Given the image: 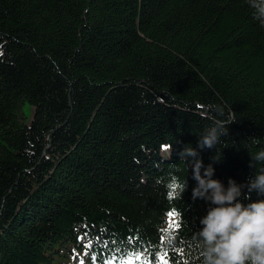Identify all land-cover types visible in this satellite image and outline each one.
Masks as SVG:
<instances>
[{
	"label": "trees",
	"instance_id": "16d2710c",
	"mask_svg": "<svg viewBox=\"0 0 264 264\" xmlns=\"http://www.w3.org/2000/svg\"><path fill=\"white\" fill-rule=\"evenodd\" d=\"M218 121L228 134L199 158L245 185V205L264 199L246 187L264 172L251 158L264 152V25L248 0H0V264L133 251L201 264L210 205L192 199L179 152ZM169 173L187 178L182 199L167 198Z\"/></svg>",
	"mask_w": 264,
	"mask_h": 264
},
{
	"label": "clouds",
	"instance_id": "9594fccd",
	"mask_svg": "<svg viewBox=\"0 0 264 264\" xmlns=\"http://www.w3.org/2000/svg\"><path fill=\"white\" fill-rule=\"evenodd\" d=\"M248 4L254 10L255 18L264 25V0H248ZM227 134L225 124L218 121L199 138L197 148L186 145L179 152L180 160L190 162L196 181L192 199L203 200L210 205L199 221L202 227L194 235L200 249L201 264H264V199L245 205L240 200L245 185L230 178L225 187L220 180L213 179L215 170L212 165L205 167L199 158L198 149L216 147L221 136ZM251 158L252 162L264 161V152ZM156 183L160 184L161 179L158 178ZM165 187L169 200L182 199L188 181L169 173ZM246 187L249 193L255 191L264 195V172L256 174Z\"/></svg>",
	"mask_w": 264,
	"mask_h": 264
},
{
	"label": "snow or ice",
	"instance_id": "6c2138e0",
	"mask_svg": "<svg viewBox=\"0 0 264 264\" xmlns=\"http://www.w3.org/2000/svg\"><path fill=\"white\" fill-rule=\"evenodd\" d=\"M174 213L169 212L168 216L172 217ZM167 253H164L163 255L159 256V258L155 261H149L147 259V254L144 251H133L130 255L125 253L124 256L119 257L117 260H101L99 264H136L137 261H140L143 259V264H167V260H165V256ZM96 257H93V260L95 261Z\"/></svg>",
	"mask_w": 264,
	"mask_h": 264
},
{
	"label": "rangeland",
	"instance_id": "374dc122",
	"mask_svg": "<svg viewBox=\"0 0 264 264\" xmlns=\"http://www.w3.org/2000/svg\"><path fill=\"white\" fill-rule=\"evenodd\" d=\"M33 109H34V107L29 105L28 103L24 104L25 114L23 116V122L30 123V121L32 120V117H33ZM87 257L88 256L86 254H82V253L78 255V258H76L75 255L71 254L70 260L74 259L75 263L84 264L87 260ZM91 264H94V263H91Z\"/></svg>",
	"mask_w": 264,
	"mask_h": 264
}]
</instances>
